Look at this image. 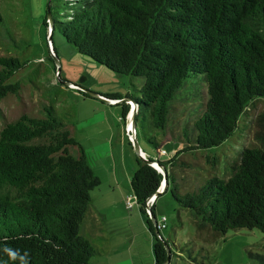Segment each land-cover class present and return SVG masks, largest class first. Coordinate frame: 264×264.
Listing matches in <instances>:
<instances>
[{
  "label": "trees",
  "instance_id": "1",
  "mask_svg": "<svg viewBox=\"0 0 264 264\" xmlns=\"http://www.w3.org/2000/svg\"><path fill=\"white\" fill-rule=\"evenodd\" d=\"M45 3L40 23L44 31ZM49 12L54 57L53 36L59 33L96 63L141 79L140 96L125 98L135 104L136 122L148 115L156 132L165 130L171 113L173 118L176 106L171 105L181 103L177 95L189 75L204 77L208 99L201 96L203 112L199 105L189 123L177 122L184 146L167 162H159L169 167L162 194L169 190L172 168L182 154L220 146L249 104L264 99V0H51ZM27 62L18 56L0 57V100L17 95L19 85L11 79ZM130 103L114 104L121 106L122 123L133 107ZM44 110V118L21 115L0 127V261L20 264L3 253L9 247L21 255L27 252L29 264H91L97 251L79 229L90 193L100 181L67 125L51 107ZM195 114L201 115L194 119ZM153 139L148 136L147 141L159 154L161 144ZM70 147H76L75 157ZM135 162L131 193L146 217L154 264H163L166 251L145 207L162 176L142 159ZM180 166L190 167L184 162ZM170 192L179 208L215 234L256 229L264 237V146L242 149L227 180L211 177L198 190L180 195L175 187ZM150 215L155 218L153 207Z\"/></svg>",
  "mask_w": 264,
  "mask_h": 264
},
{
  "label": "rangeland",
  "instance_id": "2",
  "mask_svg": "<svg viewBox=\"0 0 264 264\" xmlns=\"http://www.w3.org/2000/svg\"><path fill=\"white\" fill-rule=\"evenodd\" d=\"M45 4V0H0V57L18 56L28 61L27 65L18 70L11 79V82L19 85L17 95H8L0 100L2 112L0 127L21 115L44 118L47 115L44 109L51 107L56 116L68 128H71V132L73 130V133H76L77 139H83L85 145L88 146L89 141L96 140L93 145H89L86 159L92 171L102 175L99 164L102 165L103 161L100 160L106 157L105 143L100 134H95L94 128L100 129V127H91V125L104 118L107 120L103 127L105 133H108L109 126L116 128L118 121L122 123L118 116L121 106L108 107L107 103L99 99L84 98L80 94L82 92L80 88L98 95L118 94L123 98L127 95L139 97L140 93L137 89L142 80L116 74L80 54L59 33L53 36L55 56L59 62L57 72L52 44L49 41L51 34H48V20L46 31L40 25ZM58 75L63 83H70L77 87L73 89L59 83ZM202 95L206 102L208 95L204 77L190 74L177 95V99L182 104L179 101L172 103L171 107L173 108L175 104L176 110L173 118H171L172 113L168 117L164 131L156 132L151 126L148 115H143L136 122L137 144L140 150L143 147L150 152H142L146 153V160L165 163L182 149L185 142L179 138L178 134L182 126L179 127L177 122L189 123L191 112L198 110L201 104ZM182 105L186 107L184 110L180 109ZM192 108L195 110L193 111ZM199 110L203 112L204 105H200ZM201 114L197 116L195 114L194 119ZM126 117H131L130 111ZM126 117L122 125L124 124V129L125 127L131 129V122ZM85 134L93 135L84 137ZM131 134L130 132V137ZM148 136L154 137L153 140L161 144L159 154L147 141ZM127 141L129 137L126 133L125 144L127 148H131ZM129 143L132 145V142ZM262 146H264V99L260 98L249 104L239 117L233 134L220 146L181 155L180 161L172 168L169 190L158 196L153 208L157 222L162 217L166 218V228L159 230L157 227V229L170 251L168 264H264L262 248L264 237L258 230L240 229L227 231L223 235L215 234L208 226L203 227L201 221L192 217L188 210L179 208L170 192L175 187L180 195L198 190L204 185L205 180L211 177L227 180L239 163V154L242 149L262 148ZM69 153L75 157L76 147H70ZM130 154L135 156L129 158L131 163L137 155L133 150ZM181 162L189 164L190 167L182 168ZM166 169L169 175V167L166 166ZM99 185L94 189H97ZM161 186L162 182L159 187ZM162 190L160 188V193ZM135 208L138 212V208ZM142 217L147 234L143 233L144 231L140 233L139 224L137 226L135 221L133 231L140 240L138 249L143 251V264H148L150 258L153 260V254L151 252L150 257L147 255L150 233L146 229V217L144 215ZM79 235L83 237L84 230L81 229ZM120 238L124 240L121 249L127 250L125 245H128L129 241H125L127 238ZM109 248H112V245H109Z\"/></svg>",
  "mask_w": 264,
  "mask_h": 264
},
{
  "label": "crops",
  "instance_id": "3",
  "mask_svg": "<svg viewBox=\"0 0 264 264\" xmlns=\"http://www.w3.org/2000/svg\"><path fill=\"white\" fill-rule=\"evenodd\" d=\"M107 105L109 104L107 103ZM108 107H116V105L112 104ZM118 116L121 118V113ZM118 118L119 117H117V119ZM98 121L92 124L91 127H100V129H94L96 132L95 134H100L102 136L101 139H103L105 143L104 150L106 152V157L100 160L103 161V164H99L102 175L98 174L96 171L93 172L98 177L100 185L90 193L91 199L89 208L85 214L79 232L81 229L84 230L83 238L97 251V253L90 258L91 264H143V251L138 249V242H140V240H138V236L133 231V222L135 221L137 226L139 224L140 233L143 231V233H146L143 227V217L136 204L130 209H127L125 205L126 198L131 194L130 179L136 170V162L134 160L136 158H133L131 163L129 162V158L135 156L130 154L132 153V147L127 148L125 144L126 133L122 123L118 121L114 129L110 126L107 127L108 133H105L103 127L106 125L107 120L103 118L101 121ZM70 129L71 128H69V130ZM92 135L93 134L90 136ZM71 136L82 147L87 157L86 151L89 145H93L96 140L93 139L89 141L87 146L83 143V139H77L76 133H73V130ZM90 136L84 135V137ZM127 143L129 144L128 141ZM141 148V152L150 153L147 149ZM157 199L155 200L154 206L157 203ZM135 207L138 208V212ZM147 232L149 233L148 230ZM127 235L129 236L128 238ZM120 237H124V239L127 238L125 241H129V244L125 245L128 251L121 249L124 240H121L122 238ZM150 237L148 236L147 250V255L149 257L151 256L153 247V239ZM109 245H112V248H109ZM139 246H141V244H139ZM153 260L150 258L148 264H150V262L154 264Z\"/></svg>",
  "mask_w": 264,
  "mask_h": 264
},
{
  "label": "water",
  "instance_id": "4",
  "mask_svg": "<svg viewBox=\"0 0 264 264\" xmlns=\"http://www.w3.org/2000/svg\"><path fill=\"white\" fill-rule=\"evenodd\" d=\"M50 1L51 0H47V6H46V18L48 20V24H49V31H48V34H51V31L53 29V22L51 20V15H50V12H49V6H50ZM50 37V35H49ZM49 41H51V37L49 39ZM55 58V64L57 66V72L59 71V62L57 61V58ZM58 80H59V75L57 76ZM59 83L61 84H64L68 87L70 86H75L77 87L76 85H72L70 83H63L62 81L59 80ZM83 92L87 93L89 97L91 98H96V99H99L105 103H108V104H111V101L108 100V99H105L103 98L102 96L98 95V94H94V93H91L87 90H84L82 88H80ZM120 101H124V102H131L134 106V102L129 99V98H125L123 100H119L117 102H120ZM131 124H132V128L133 130L135 131L136 130V109H131ZM132 150L134 151V153L137 155L138 158L142 159L146 164H148L149 166L151 167H154L162 176V192H157L156 193V197L160 196L164 190L166 189V187L168 186V183H167V177H168V172H167V169L161 165L158 161H153V160H146V159H143L142 158V152L137 144V135L133 134V138H132ZM149 216V219L150 221L152 222V225L154 227V231L155 233L158 235V237L161 239V244L163 245L165 251H166V259H165V262L163 264H168L169 263V259H170V251H169V248H168V245L165 243V241L159 236V232H158V229H157V222H156V219L154 217H152L150 214L148 215Z\"/></svg>",
  "mask_w": 264,
  "mask_h": 264
},
{
  "label": "built area",
  "instance_id": "5",
  "mask_svg": "<svg viewBox=\"0 0 264 264\" xmlns=\"http://www.w3.org/2000/svg\"><path fill=\"white\" fill-rule=\"evenodd\" d=\"M116 102H117V101H111V104H115ZM130 104H131V103H130ZM131 109H132V105H131L130 111H131ZM126 119H127L129 122H131V117H130V118L126 117ZM124 131H125V133L128 134L129 142H132L133 134H134V132H135V131L133 130V128H132V124H131V129H127V128H125ZM130 132L132 133V134H131V137L129 136ZM145 156H146L145 154H142V158H143V159H146ZM160 188H161V187H159V188L156 190V193H157V192H160ZM156 193L153 194L150 198H148V199L146 200V202H145V207H146V213H147V214L150 213V209L154 206V202H155V198H156ZM135 204H136V199H135V197L133 196V194L131 193V194L126 198V200H125L126 208H127V209H130V208H132L133 205H135ZM157 227H158L159 230H163V229L166 228V218H165V217H162L161 220H160L159 222H157Z\"/></svg>",
  "mask_w": 264,
  "mask_h": 264
},
{
  "label": "clouds",
  "instance_id": "6",
  "mask_svg": "<svg viewBox=\"0 0 264 264\" xmlns=\"http://www.w3.org/2000/svg\"><path fill=\"white\" fill-rule=\"evenodd\" d=\"M70 88L75 89L76 87L70 86ZM155 200H156V198H155ZM2 251L5 255H7L9 261L15 262V261L19 260L20 264H29L27 252H25L23 255H21L20 250L12 249L9 247H4ZM0 264H8V262L7 261H0Z\"/></svg>",
  "mask_w": 264,
  "mask_h": 264
},
{
  "label": "bare ground",
  "instance_id": "7",
  "mask_svg": "<svg viewBox=\"0 0 264 264\" xmlns=\"http://www.w3.org/2000/svg\"><path fill=\"white\" fill-rule=\"evenodd\" d=\"M133 109H135V106L133 105ZM131 112V111H130ZM126 128V127H125ZM161 188H162V186H161Z\"/></svg>",
  "mask_w": 264,
  "mask_h": 264
}]
</instances>
